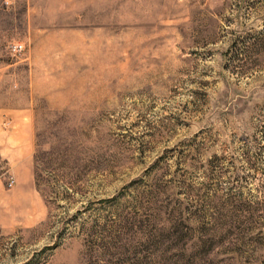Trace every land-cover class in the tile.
I'll use <instances>...</instances> for the list:
<instances>
[{
  "label": "rangeland",
  "instance_id": "374dc122",
  "mask_svg": "<svg viewBox=\"0 0 264 264\" xmlns=\"http://www.w3.org/2000/svg\"><path fill=\"white\" fill-rule=\"evenodd\" d=\"M0 264H264V0H0Z\"/></svg>",
  "mask_w": 264,
  "mask_h": 264
},
{
  "label": "built area",
  "instance_id": "2783aa9c",
  "mask_svg": "<svg viewBox=\"0 0 264 264\" xmlns=\"http://www.w3.org/2000/svg\"><path fill=\"white\" fill-rule=\"evenodd\" d=\"M10 50L13 53H21L23 51V47L20 44H14V45H11Z\"/></svg>",
  "mask_w": 264,
  "mask_h": 264
}]
</instances>
